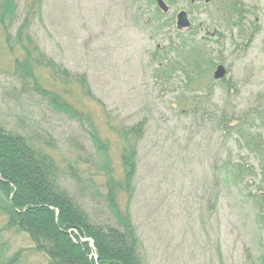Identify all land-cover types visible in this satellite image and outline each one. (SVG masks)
Here are the masks:
<instances>
[{"label":"rangeland","instance_id":"obj_1","mask_svg":"<svg viewBox=\"0 0 264 264\" xmlns=\"http://www.w3.org/2000/svg\"><path fill=\"white\" fill-rule=\"evenodd\" d=\"M165 1L167 12L155 0H17L9 32L30 18L32 44L71 75L87 77L94 99L45 67L35 70L41 84L90 114L114 177H123V133L143 124L132 195L118 198L144 264H257L264 250V0H235L243 11L232 19L223 0ZM180 10L191 21L187 29L176 28ZM22 55L18 45L8 47L0 24L1 122L44 142L90 220L109 221L89 123L50 108L16 70ZM219 64L227 72L214 79ZM6 222L0 211L8 255L48 264Z\"/></svg>","mask_w":264,"mask_h":264},{"label":"trees","instance_id":"obj_2","mask_svg":"<svg viewBox=\"0 0 264 264\" xmlns=\"http://www.w3.org/2000/svg\"><path fill=\"white\" fill-rule=\"evenodd\" d=\"M222 4L231 19L232 12L240 15L243 11L240 2L235 0H223ZM16 12L17 0H0V24L6 43L10 49L18 45L23 53L22 58H15V68L32 80L34 90L54 112L89 123L90 139L102 156L101 168L106 176L103 197L110 220L92 222L81 202L63 185L60 168L45 143L8 128L0 120V211L7 217L6 227L25 234L48 264H144L128 206L121 207L118 198L120 193L126 194L128 199L132 195L136 173L135 142L143 131V124L133 125L123 133V177H114L107 144L100 139L90 114L74 106L62 92L41 84L35 70L45 67L56 80L76 83L84 97L94 99L87 77L71 75L32 44L30 18L25 17L12 36L9 28L16 19ZM260 120L264 129V118ZM229 125H237V121ZM251 193L256 194L257 190ZM258 195L261 199L259 219L264 229V187ZM8 249V241L0 238V264H19L20 253L8 255ZM257 264H264V250L257 257Z\"/></svg>","mask_w":264,"mask_h":264},{"label":"water","instance_id":"obj_3","mask_svg":"<svg viewBox=\"0 0 264 264\" xmlns=\"http://www.w3.org/2000/svg\"><path fill=\"white\" fill-rule=\"evenodd\" d=\"M157 6L160 10L163 12H167L169 10V5L165 2V0H156ZM176 28L178 30L187 29L190 27L191 22L188 18L187 12L185 10H180L176 15ZM226 68L224 65L219 64L216 66L214 72H213V78L214 79H221L226 74Z\"/></svg>","mask_w":264,"mask_h":264},{"label":"flooded vegetation","instance_id":"obj_4","mask_svg":"<svg viewBox=\"0 0 264 264\" xmlns=\"http://www.w3.org/2000/svg\"><path fill=\"white\" fill-rule=\"evenodd\" d=\"M196 0H190V2H191V4H193L194 2H195ZM205 1H207V0H205ZM166 2V1H165ZM187 12V11H186ZM187 15H188V13H187ZM189 18V17H188Z\"/></svg>","mask_w":264,"mask_h":264}]
</instances>
